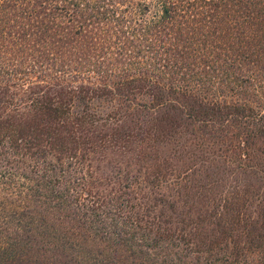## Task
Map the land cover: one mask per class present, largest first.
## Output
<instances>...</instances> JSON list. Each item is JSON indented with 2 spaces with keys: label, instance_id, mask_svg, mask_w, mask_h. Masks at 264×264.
Instances as JSON below:
<instances>
[{
  "label": "trees",
  "instance_id": "obj_1",
  "mask_svg": "<svg viewBox=\"0 0 264 264\" xmlns=\"http://www.w3.org/2000/svg\"><path fill=\"white\" fill-rule=\"evenodd\" d=\"M0 264H264V0H0Z\"/></svg>",
  "mask_w": 264,
  "mask_h": 264
}]
</instances>
